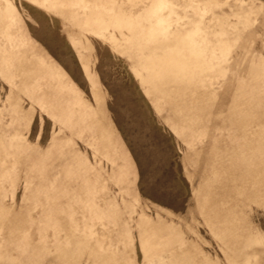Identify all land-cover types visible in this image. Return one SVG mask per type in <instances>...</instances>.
<instances>
[{"label": "rangeland", "instance_id": "1", "mask_svg": "<svg viewBox=\"0 0 264 264\" xmlns=\"http://www.w3.org/2000/svg\"><path fill=\"white\" fill-rule=\"evenodd\" d=\"M161 2L0 0V264L118 261L122 231L139 225L147 264H264L251 208L264 199V68L229 75L230 91L222 71L247 50L221 68L227 37L264 19V0ZM43 17L63 39L37 38ZM98 49L136 75L96 70ZM141 92L156 126L176 129L162 132V163L185 180L164 202L140 179V145L156 135L141 128Z\"/></svg>", "mask_w": 264, "mask_h": 264}, {"label": "snow or ice", "instance_id": "2", "mask_svg": "<svg viewBox=\"0 0 264 264\" xmlns=\"http://www.w3.org/2000/svg\"><path fill=\"white\" fill-rule=\"evenodd\" d=\"M206 4H197L195 2L187 5L186 7L196 9L199 7H207ZM37 7L43 8L44 4ZM158 8H176L177 5L171 3L170 0H162L161 3L156 5ZM214 8H219L221 5L214 4ZM227 7V5H224ZM37 18L40 19L42 13H35ZM199 25L197 24L196 27ZM38 39H45L52 41H58L63 39L58 33H49V27L47 25V17H43L40 20V27L36 30ZM258 33V34H257ZM243 47L248 52L247 63L237 67L234 73H228L222 71L223 88L230 91V85L228 83L229 75L233 78L238 77L242 71H251L257 65L264 68V19L252 20L249 19L247 27L241 32H234L229 34L224 47V53L222 57L221 68L226 69L231 65V57L234 54L233 49ZM97 55L100 57L99 62L96 65V70L107 73L109 76L115 74L116 77H120L125 73H130L128 78L131 79L132 75H136L135 70H129L127 64H123V61L119 63L113 60V56L108 49L97 50ZM123 64V67L121 65ZM67 66V65H66ZM71 71V69H69ZM139 79V76L136 77ZM6 87H9L5 82ZM85 91L88 89V83L84 85ZM141 96L144 97V101L148 106L149 113L151 114L150 120H141V128H151L156 135H149L144 137V143L140 145L141 150L147 149L144 160H138L141 163L140 179L144 185L145 194H150L154 199L159 202L178 196L180 193V185L184 182L185 178L181 174L177 176L174 173H170L163 167V160L168 154L169 149L167 147V137L162 135V132H169L173 135L176 134V129L171 120L160 119L159 123L163 125V129L156 126V118L162 114L158 112L152 105L151 100L148 98L147 92H141ZM39 119V117H37ZM160 161V163H156ZM131 178V176H130ZM251 208L261 214L259 234L264 237V199H261L259 203H253ZM255 220V215H251V221ZM252 230L255 232V224H252ZM120 248L122 252V259L118 261L109 262L107 260H98L97 264H147L144 259L147 249L151 245V236L145 231L143 225L136 226L131 229H125L122 231L119 237Z\"/></svg>", "mask_w": 264, "mask_h": 264}]
</instances>
